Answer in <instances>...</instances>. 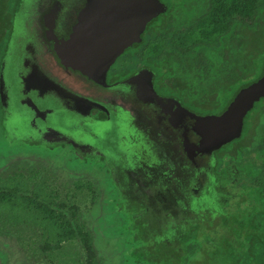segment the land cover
I'll list each match as a JSON object with an SVG mask.
<instances>
[{
	"label": "flooded vegetation",
	"instance_id": "af4514ba",
	"mask_svg": "<svg viewBox=\"0 0 264 264\" xmlns=\"http://www.w3.org/2000/svg\"><path fill=\"white\" fill-rule=\"evenodd\" d=\"M64 1L54 42L42 44L26 13L2 49L0 140L22 145L23 166L0 189L30 188L26 181L45 177L35 194L40 208L29 209L37 214L0 231H20L24 254L37 249L28 258L34 264H92L90 243L100 264H264V148L253 146L250 130L264 95L247 130L209 156L188 154L170 111L215 116L236 98L220 111L186 98L181 60L169 53L158 64L140 48L159 20L173 23L175 2L159 0L163 10L141 41L95 77L61 54L79 23L90 31V19L75 9L80 0ZM263 79L264 70L244 88ZM81 197L99 216L69 202ZM251 234L256 240L246 241ZM11 261L0 251V264Z\"/></svg>",
	"mask_w": 264,
	"mask_h": 264
},
{
	"label": "trees",
	"instance_id": "16d2710c",
	"mask_svg": "<svg viewBox=\"0 0 264 264\" xmlns=\"http://www.w3.org/2000/svg\"><path fill=\"white\" fill-rule=\"evenodd\" d=\"M27 1L0 0V59L10 32H14L19 19L27 13ZM169 1L175 2L173 23L165 25L166 20H159L140 48L147 50V55H153L158 64H161L160 58L169 53L181 60L182 70L189 76L183 73L177 76L180 78L177 80L181 81L180 88L186 98L193 96L203 103H212L217 111L227 108L246 84L263 74L264 0ZM247 20L251 21L249 35L246 32ZM175 88L169 83L166 87L170 91ZM255 106L258 108L256 122L250 130L255 140L253 146L263 149L264 98L258 100ZM16 176L19 177L18 174ZM13 193L18 194V190L0 189V207L19 206L18 201L13 200ZM28 208L35 210L40 207L35 204ZM47 208L51 217L54 212ZM8 213L7 209L0 211V221L5 224L8 217L13 220L12 225H18L19 217L11 218ZM6 232L0 231V234ZM255 236L251 234L246 241L256 240ZM89 247L92 264H100L94 259L92 243Z\"/></svg>",
	"mask_w": 264,
	"mask_h": 264
},
{
	"label": "water",
	"instance_id": "95a60500",
	"mask_svg": "<svg viewBox=\"0 0 264 264\" xmlns=\"http://www.w3.org/2000/svg\"><path fill=\"white\" fill-rule=\"evenodd\" d=\"M66 3L64 0L28 1L27 27L33 28L44 46L55 41V20ZM75 9L77 15L90 19V31L86 34L87 25L79 23L63 43L61 54L96 77L99 72L104 75L125 49L141 41L142 31L149 28L163 6L159 0H80ZM261 95H264V79L246 86L219 115H199L176 106L175 111H170L171 119L178 124L187 153L209 156L240 131L247 130L256 112L255 100Z\"/></svg>",
	"mask_w": 264,
	"mask_h": 264
},
{
	"label": "rangeland",
	"instance_id": "374dc122",
	"mask_svg": "<svg viewBox=\"0 0 264 264\" xmlns=\"http://www.w3.org/2000/svg\"><path fill=\"white\" fill-rule=\"evenodd\" d=\"M29 1V0H28ZM28 1L26 3H28ZM7 131V129H6ZM5 132V131H4ZM0 139H6L2 134H0ZM18 141H11V140H0V181H3L4 184L8 183V178L9 177H14L15 172H18L20 167H22V159H20L19 154H22V151L19 150L21 149L20 146H22L20 143L17 144ZM24 151V150H23ZM34 154L33 152H31ZM58 164V162H57ZM31 165V162L27 163V167L29 168L30 171L32 170L29 166ZM33 165V164H32ZM35 166L41 167L39 163L34 164ZM3 166V167H2ZM65 169L64 171H68L70 168L69 166H64ZM34 168V166H32ZM29 174V173H28ZM44 172H42L41 175L35 180L33 178V181H26L25 183L28 184V187L30 188H25V187H20L18 189V194L13 193L12 196H14L13 200L18 201V205L14 207H0V211H5L7 209V212H9V216L12 217H23V216H28L31 218L32 213L35 215L37 212H31L30 210H33L32 208H28L29 206H34L37 204L36 201V196L40 190L37 186H39L41 183V179L45 177L43 176ZM38 175H35L37 177ZM10 180V179H9ZM11 182V180L9 181ZM19 182V178L16 177L15 180L9 184V186H12L13 183ZM12 188L15 190L17 186H12ZM10 188V189H12ZM9 189V190H10ZM20 192H26V193H31L29 197L27 195H24ZM69 201V200H68ZM73 203H79L82 207L86 204V209L90 210L89 212L95 213L96 215L99 216L97 213L99 210L94 208L92 206V202H86L82 197L78 200L73 199ZM30 204V205H29ZM89 204V205H88ZM102 206V205H101ZM30 209V210H29ZM34 211V210H33ZM23 213V214H22ZM16 217V218H17ZM6 223L8 226L11 224V220L7 217L6 218ZM95 224V223H94ZM3 223L0 221V226H2ZM14 227V226H13ZM6 232V230H4ZM20 231L13 229L12 227L7 230L5 234H0V251L6 254L7 258H12V264H34V259L32 261L28 259L29 257H32V253H36L37 249L36 247L32 246L30 249H28V253L23 252V246L20 242ZM30 250V252H29ZM34 257V256H33ZM30 262V263H28ZM105 264H116L115 261L111 258H107Z\"/></svg>",
	"mask_w": 264,
	"mask_h": 264
}]
</instances>
